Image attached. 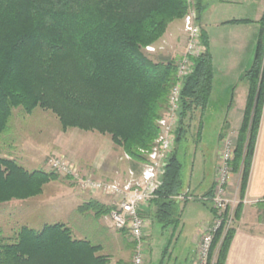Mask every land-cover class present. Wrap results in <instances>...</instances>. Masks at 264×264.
<instances>
[{
	"label": "trees",
	"instance_id": "obj_1",
	"mask_svg": "<svg viewBox=\"0 0 264 264\" xmlns=\"http://www.w3.org/2000/svg\"><path fill=\"white\" fill-rule=\"evenodd\" d=\"M190 6L189 0H0V136L14 107L28 113L40 107L51 110L64 130L109 134L117 147L143 162L140 151L151 149L159 134L157 121L168 108L179 60L154 59L147 46L183 19ZM193 6L200 19L204 0H194ZM259 22L254 61L244 76L249 83L244 119L231 161L234 173L241 174L234 221L241 218L264 109V12ZM201 41L204 50L193 59V72L183 83L175 145L192 124L186 119L206 109L212 92L213 58L203 29ZM57 175L0 156V201L37 195ZM182 185L175 146L152 201L163 228L181 221L175 198ZM86 206L98 216L111 210L97 199ZM235 230L234 224L228 229L224 224L216 232L215 264H226ZM101 249L75 238L62 223L41 230L22 226L15 242L1 243L0 264H110Z\"/></svg>",
	"mask_w": 264,
	"mask_h": 264
},
{
	"label": "rangeland",
	"instance_id": "obj_2",
	"mask_svg": "<svg viewBox=\"0 0 264 264\" xmlns=\"http://www.w3.org/2000/svg\"><path fill=\"white\" fill-rule=\"evenodd\" d=\"M176 22L178 20L174 24ZM180 23L183 32L173 42L164 44L168 48L162 46L164 50L156 51L147 49L154 59L177 58L173 53H180L181 56L185 53L188 36L183 19ZM175 30L178 34L179 30ZM215 99L212 97L209 100L205 110L198 109L193 118L186 119L187 124H192L175 146L182 163L181 192L191 188L192 196L187 204H176V211L181 216L178 226L163 228L151 211L147 213V218L151 221V234L148 239H144V264H190L193 258L195 242L191 239L194 241L197 223L207 213L210 214L212 204L211 201L204 203L198 197L210 185L216 161L219 165L217 156L222 144L220 133L221 126L224 125L223 112L227 108ZM168 108L163 111L162 116ZM109 146L115 152L111 150L107 158L106 165H110L113 172V176H107V179L124 180L129 176V168L140 176L143 162L128 159L127 154L114 144L109 134L79 128L64 130L59 118L51 110L37 107L28 113L22 106L14 107L7 128L0 136V156L15 159L31 171H55L58 175L45 183L41 193L37 195L0 201V245L2 242H15L22 226L41 230L48 224L62 223L71 229L75 238L101 245L99 254L108 255L110 264H132L137 250L134 238L127 231L111 226L106 218L107 214L98 216L92 208L86 206L92 199L110 206V200L80 190L68 177L49 165L51 157L62 155L84 169L85 166H90L88 157L94 155L96 150L99 152ZM140 154L144 157L142 151ZM129 161L130 164L127 163ZM240 176V173H234L232 181ZM228 194L232 197L233 191L230 189ZM187 195L188 193L179 196ZM175 199L179 200L177 197ZM242 213L243 208L241 216Z\"/></svg>",
	"mask_w": 264,
	"mask_h": 264
},
{
	"label": "crops",
	"instance_id": "obj_3",
	"mask_svg": "<svg viewBox=\"0 0 264 264\" xmlns=\"http://www.w3.org/2000/svg\"><path fill=\"white\" fill-rule=\"evenodd\" d=\"M204 3L206 9L199 22L201 28L208 35L209 50L213 58V86L209 100L214 97L216 102H221L224 107H227L223 112L224 125L221 126L220 135L231 136L236 142L243 123L249 92V83L244 76L254 61L261 30L259 21L264 12V0H207V3L204 0ZM181 20H178L176 25L174 22L169 25L163 37L152 45L155 48L153 51L164 50L162 46H165V43L173 42L182 34ZM233 20H249L250 22H229ZM175 28L179 30L178 34ZM165 48L168 47L165 46ZM180 55V53H173V56L177 58ZM111 150H113L112 146L104 147L99 152L96 150L94 155L87 159L90 168L85 166L84 169L103 179H107V176L110 175L113 176L111 166L107 167L106 165ZM218 157L219 154L217 159H219ZM127 163L130 164V161ZM215 165V174L210 185L198 197L204 203L212 202L218 170L217 161ZM232 182L229 185V190L233 191V196L236 194L238 196L240 177ZM190 190L191 188L180 192L181 195L188 193L189 196L182 199L178 196L177 203L186 202L185 204H187V201L191 199L188 197L192 196H190ZM149 211L152 212V216L155 214L156 208L153 202L145 210L146 217ZM209 212L210 214L207 213L204 218H200L195 229L194 241L191 239L192 242H195V250L190 264L194 263L196 245L201 233L215 216L213 203ZM234 225L236 230L229 247L226 264H264V109L248 186L243 199V213L240 220L234 222ZM150 230L151 221L146 229L145 237L147 239L151 234Z\"/></svg>",
	"mask_w": 264,
	"mask_h": 264
},
{
	"label": "built area",
	"instance_id": "obj_4",
	"mask_svg": "<svg viewBox=\"0 0 264 264\" xmlns=\"http://www.w3.org/2000/svg\"><path fill=\"white\" fill-rule=\"evenodd\" d=\"M189 1L191 6L183 18L184 30L188 36L186 51L178 60L177 81L169 95L168 111L158 120L159 134L151 149L142 150L145 159L140 176L136 175L134 169L129 168V176L124 180L97 178L94 173L86 171L62 155L49 159V165L68 177L80 190L110 200L111 210L106 215L110 225L127 231L135 240L137 250L132 264H144V239L146 229L150 225V220L145 216V210L155 199L156 191L163 183L166 168L175 148L184 80L193 72V59L204 50L198 13L193 6L194 0ZM147 49L155 50L152 45L147 46ZM234 151L233 138L223 137L211 198L215 216L199 237L193 264H215L216 255L212 253L214 236L222 225L226 224L228 229L233 224L234 208L239 202L237 194L232 197L228 194L234 175L231 165ZM127 158L131 157L127 154Z\"/></svg>",
	"mask_w": 264,
	"mask_h": 264
},
{
	"label": "bare ground",
	"instance_id": "obj_5",
	"mask_svg": "<svg viewBox=\"0 0 264 264\" xmlns=\"http://www.w3.org/2000/svg\"><path fill=\"white\" fill-rule=\"evenodd\" d=\"M181 56V55H180Z\"/></svg>",
	"mask_w": 264,
	"mask_h": 264
}]
</instances>
